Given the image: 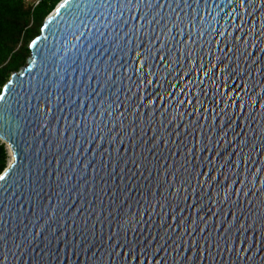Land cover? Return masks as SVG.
<instances>
[{"label": "water", "instance_id": "95a60500", "mask_svg": "<svg viewBox=\"0 0 264 264\" xmlns=\"http://www.w3.org/2000/svg\"><path fill=\"white\" fill-rule=\"evenodd\" d=\"M64 3L2 88L0 264H264V0Z\"/></svg>", "mask_w": 264, "mask_h": 264}, {"label": "trees", "instance_id": "16d2710c", "mask_svg": "<svg viewBox=\"0 0 264 264\" xmlns=\"http://www.w3.org/2000/svg\"><path fill=\"white\" fill-rule=\"evenodd\" d=\"M61 0H0V88L11 73L25 64L29 42L39 34L45 17ZM8 162L5 143L0 140V173Z\"/></svg>", "mask_w": 264, "mask_h": 264}, {"label": "snow or ice", "instance_id": "6c2138e0", "mask_svg": "<svg viewBox=\"0 0 264 264\" xmlns=\"http://www.w3.org/2000/svg\"><path fill=\"white\" fill-rule=\"evenodd\" d=\"M68 0H65V3L61 5V8H63L65 6V4H67ZM241 2L243 3L244 0H241ZM137 55H139V53H137ZM165 57H161V60H163ZM9 84H11V81L8 82ZM151 83V81L149 82ZM4 96V90L2 88H0V98H2ZM5 179V177L3 175H0V180Z\"/></svg>", "mask_w": 264, "mask_h": 264}, {"label": "rangeland", "instance_id": "374dc122", "mask_svg": "<svg viewBox=\"0 0 264 264\" xmlns=\"http://www.w3.org/2000/svg\"><path fill=\"white\" fill-rule=\"evenodd\" d=\"M31 1V0H30ZM28 2H29V0H28ZM25 65V64H24ZM24 65H22V66H24ZM21 66V67H22ZM7 149V148H6ZM7 153H8V161H10V159H11V156H10V152H9V150L7 149Z\"/></svg>", "mask_w": 264, "mask_h": 264}, {"label": "built area", "instance_id": "2783aa9c", "mask_svg": "<svg viewBox=\"0 0 264 264\" xmlns=\"http://www.w3.org/2000/svg\"><path fill=\"white\" fill-rule=\"evenodd\" d=\"M28 1V0H27ZM29 2H33L34 3V5H36L37 3H38V0H29Z\"/></svg>", "mask_w": 264, "mask_h": 264}, {"label": "bare ground", "instance_id": "6f19581e", "mask_svg": "<svg viewBox=\"0 0 264 264\" xmlns=\"http://www.w3.org/2000/svg\"><path fill=\"white\" fill-rule=\"evenodd\" d=\"M8 150H9L10 154H12L11 150L9 149V146H8ZM10 156H11V155H10ZM11 159H12V156H11ZM11 159H10V160H11Z\"/></svg>", "mask_w": 264, "mask_h": 264}]
</instances>
